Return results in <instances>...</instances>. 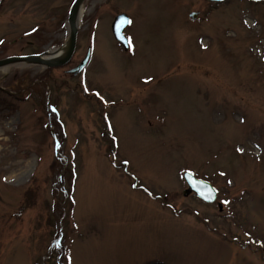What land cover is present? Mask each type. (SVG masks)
<instances>
[{"label": "rangeland", "instance_id": "obj_1", "mask_svg": "<svg viewBox=\"0 0 264 264\" xmlns=\"http://www.w3.org/2000/svg\"><path fill=\"white\" fill-rule=\"evenodd\" d=\"M71 3L5 0L0 58L62 43ZM83 16L68 66L0 69V264H264V2L86 0ZM95 22L88 91L66 70ZM189 169L232 203L185 197Z\"/></svg>", "mask_w": 264, "mask_h": 264}, {"label": "water", "instance_id": "obj_2", "mask_svg": "<svg viewBox=\"0 0 264 264\" xmlns=\"http://www.w3.org/2000/svg\"><path fill=\"white\" fill-rule=\"evenodd\" d=\"M84 0H76L72 6V10L70 13V26H71V35L68 42L59 48L58 52H62L60 57L52 58V59H45L42 55L39 56H20V57H10L3 60H0V67L6 66L9 64L15 63H25V64H40L45 66H56L64 64L72 55L75 45H76V38L78 32V16L79 10ZM198 14H192L193 18H196ZM121 16L117 17L116 23L114 24V28L116 31V27L118 26L119 19ZM117 33V32H116ZM210 193V191H209Z\"/></svg>", "mask_w": 264, "mask_h": 264}, {"label": "flooded vegetation", "instance_id": "obj_3", "mask_svg": "<svg viewBox=\"0 0 264 264\" xmlns=\"http://www.w3.org/2000/svg\"><path fill=\"white\" fill-rule=\"evenodd\" d=\"M86 28L89 29V28H90V24H89ZM89 35H90V34H88V36H89ZM80 43H81V38H80ZM19 54H32V53H25V52L22 51V52H19ZM72 68H73V67H72ZM70 69H71V68H69V69L66 70L67 73L70 71ZM69 74H70V72H69ZM70 76H72V75L70 74ZM135 81H137V80H135ZM140 83L143 84V82H142L141 80H140ZM135 84H136V82H135ZM131 90H132V88H131ZM135 106H136V105H135ZM142 106H143V105H142ZM142 106H141L140 108L137 106V107L133 110V112H134V113H143V107H142ZM137 108H139V110H137Z\"/></svg>", "mask_w": 264, "mask_h": 264}]
</instances>
